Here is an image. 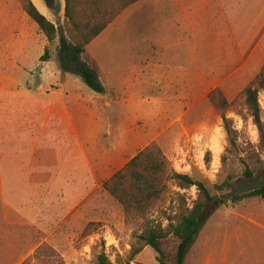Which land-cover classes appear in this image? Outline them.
<instances>
[{
  "label": "rangeland",
  "instance_id": "374dc122",
  "mask_svg": "<svg viewBox=\"0 0 264 264\" xmlns=\"http://www.w3.org/2000/svg\"><path fill=\"white\" fill-rule=\"evenodd\" d=\"M135 5L87 46L104 93L93 91L73 65L65 72L68 89L89 101L91 111L71 96H54L47 133L38 139L36 109L21 103L30 85L61 86L60 35L48 40L22 0H0V264H96L102 250L112 264H123L138 247L131 264H160L140 236L155 223L179 222L199 195L196 186L179 188L172 171L203 181L216 197L264 185V141L243 93L258 85L264 44L252 45L242 59L205 44L192 60L188 47L180 59L169 53L166 61L155 59L148 49L140 60L139 43L146 48L174 35L167 25L163 34L151 32L150 22H141L145 7L137 12ZM64 25L63 16L56 26ZM46 47L47 65L41 60ZM217 88L216 100L221 93L227 105L212 103ZM258 101L264 126V88ZM80 115L74 125L71 116ZM153 142L167 159L164 191L144 208L126 209L103 183ZM164 247L173 256L175 240ZM183 264H264V199L215 208Z\"/></svg>",
  "mask_w": 264,
  "mask_h": 264
},
{
  "label": "trees",
  "instance_id": "16d2710c",
  "mask_svg": "<svg viewBox=\"0 0 264 264\" xmlns=\"http://www.w3.org/2000/svg\"><path fill=\"white\" fill-rule=\"evenodd\" d=\"M138 0H66L65 27H57L43 13L39 11L32 0H22V5L30 18L37 23L40 30L52 41L57 33L60 35L59 61L64 72L72 70L83 78L85 83L95 92L104 93L105 86L100 77V67L97 61L87 53V46L98 37L114 20L130 5ZM50 53L45 48L41 56L42 61H48ZM257 86H247L243 93L252 110L253 118L259 127L264 141V126L260 114L258 101L259 88H264V67L255 79ZM215 89L210 99L216 107L227 105L224 95L220 93L219 101ZM226 130L229 127L226 125ZM167 159L160 147L153 142L138 152L130 161L110 178L104 181L103 187L126 209L136 205L144 208V203L157 199L163 193L162 185ZM245 174L252 177V171L247 169ZM169 176L177 180L179 188L185 189L196 186L199 195L192 208L185 213L179 222H170L167 226L155 223L140 236L145 245L156 251V258L160 264H183L188 249L197 238L198 233L220 204L237 202L246 198L260 197L264 199V185L247 192L233 193L230 196L221 194L214 196L210 188L203 182L193 179L189 174L172 171ZM220 188V187H219ZM222 192V189H219ZM172 237L176 242L173 256L164 247V241ZM138 247L123 264H131L136 254L141 252ZM96 264H112L109 256L102 250L97 256ZM121 264V263H120Z\"/></svg>",
  "mask_w": 264,
  "mask_h": 264
},
{
  "label": "crops",
  "instance_id": "0c3cea01",
  "mask_svg": "<svg viewBox=\"0 0 264 264\" xmlns=\"http://www.w3.org/2000/svg\"><path fill=\"white\" fill-rule=\"evenodd\" d=\"M135 4H140L137 7V12L140 8L145 7L146 11L143 13L141 22L144 19L146 24L150 22L148 25L153 29L151 32L163 34V28L167 25L169 31L174 35L171 40L154 43L155 47L150 43V46L143 48L139 43L140 48H136V52L141 55L140 60L148 58L143 55L148 49L151 50L152 57L155 59L166 61L164 55L168 53L173 55L172 59H180L177 58L183 55L180 49L187 47L189 50L188 60H192L197 58L193 54H197L198 50L204 51L205 44H217L220 53L230 54L226 58L242 59L249 57L241 54L251 52L252 45L264 44V0H138L123 12H129ZM163 10L165 11L164 17L159 21L158 12ZM138 16L141 18L140 13ZM222 58L225 57L222 56ZM43 62L45 65L49 64V62ZM70 79V74L64 72L61 86L51 87L49 90L41 83L36 87L30 85L28 89L24 90L28 98L21 103V106L36 109L35 119L39 126L35 127L36 136L34 138H42L44 132L47 133L50 108L54 106V103L50 104L49 101L53 100L54 96L63 99L65 95L71 96L77 102H85L88 111H91L89 101H85L82 95L68 89ZM18 91L22 92V90ZM67 91L69 93H66ZM56 102L55 106L60 103L59 100ZM96 105L94 103L95 107ZM43 116L45 117L43 118ZM33 118L32 115L29 116L30 120ZM71 120L76 125V123H80L81 115L77 118L71 116ZM74 130L80 140V130L76 126Z\"/></svg>",
  "mask_w": 264,
  "mask_h": 264
},
{
  "label": "water",
  "instance_id": "95a60500",
  "mask_svg": "<svg viewBox=\"0 0 264 264\" xmlns=\"http://www.w3.org/2000/svg\"><path fill=\"white\" fill-rule=\"evenodd\" d=\"M33 1V0H32ZM36 7L55 25L61 21L65 15L66 0H36ZM65 17V16H64Z\"/></svg>",
  "mask_w": 264,
  "mask_h": 264
}]
</instances>
